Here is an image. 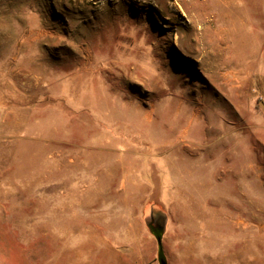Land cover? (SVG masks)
Masks as SVG:
<instances>
[{
	"label": "rangeland",
	"instance_id": "rangeland-1",
	"mask_svg": "<svg viewBox=\"0 0 264 264\" xmlns=\"http://www.w3.org/2000/svg\"><path fill=\"white\" fill-rule=\"evenodd\" d=\"M0 98V264H264V0H0Z\"/></svg>",
	"mask_w": 264,
	"mask_h": 264
},
{
	"label": "crops",
	"instance_id": "crops-1",
	"mask_svg": "<svg viewBox=\"0 0 264 264\" xmlns=\"http://www.w3.org/2000/svg\"><path fill=\"white\" fill-rule=\"evenodd\" d=\"M34 112V109L30 107L17 109L8 106L2 107L0 98V135L5 137L36 136L41 134L47 136L48 131H42L40 128L41 118L43 117H37L38 115ZM49 117L52 118L53 116L49 115ZM149 264H158L156 258L154 257Z\"/></svg>",
	"mask_w": 264,
	"mask_h": 264
},
{
	"label": "trees",
	"instance_id": "trees-1",
	"mask_svg": "<svg viewBox=\"0 0 264 264\" xmlns=\"http://www.w3.org/2000/svg\"><path fill=\"white\" fill-rule=\"evenodd\" d=\"M158 236H160V235H158ZM161 237V236H160ZM158 259H159V261L161 260V259H164V253H163V249H162V243H158Z\"/></svg>",
	"mask_w": 264,
	"mask_h": 264
},
{
	"label": "water",
	"instance_id": "water-1",
	"mask_svg": "<svg viewBox=\"0 0 264 264\" xmlns=\"http://www.w3.org/2000/svg\"><path fill=\"white\" fill-rule=\"evenodd\" d=\"M157 241L158 243L160 244L162 242V238L160 236H157ZM160 264H166V261L165 259H161L160 260Z\"/></svg>",
	"mask_w": 264,
	"mask_h": 264
},
{
	"label": "flooded vegetation",
	"instance_id": "flooded-vegetation-1",
	"mask_svg": "<svg viewBox=\"0 0 264 264\" xmlns=\"http://www.w3.org/2000/svg\"><path fill=\"white\" fill-rule=\"evenodd\" d=\"M153 231L156 235H159L161 233V229L159 227H153Z\"/></svg>",
	"mask_w": 264,
	"mask_h": 264
},
{
	"label": "bare ground",
	"instance_id": "bare-ground-1",
	"mask_svg": "<svg viewBox=\"0 0 264 264\" xmlns=\"http://www.w3.org/2000/svg\"><path fill=\"white\" fill-rule=\"evenodd\" d=\"M213 132V131H212ZM187 134V133H186Z\"/></svg>",
	"mask_w": 264,
	"mask_h": 264
}]
</instances>
